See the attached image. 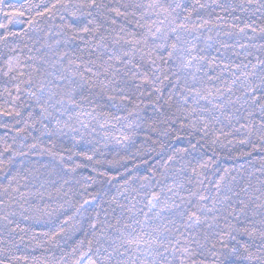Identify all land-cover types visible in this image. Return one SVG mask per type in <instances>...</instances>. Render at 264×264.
Here are the masks:
<instances>
[{
  "label": "snow or ice",
  "instance_id": "obj_1",
  "mask_svg": "<svg viewBox=\"0 0 264 264\" xmlns=\"http://www.w3.org/2000/svg\"><path fill=\"white\" fill-rule=\"evenodd\" d=\"M0 129V264H264V0H0Z\"/></svg>",
  "mask_w": 264,
  "mask_h": 264
},
{
  "label": "trees",
  "instance_id": "obj_2",
  "mask_svg": "<svg viewBox=\"0 0 264 264\" xmlns=\"http://www.w3.org/2000/svg\"><path fill=\"white\" fill-rule=\"evenodd\" d=\"M3 132L4 130L3 129H0V135H3ZM29 142H31V140H29ZM31 160H36V159H42V160H47L48 157H36V156H31L30 157ZM237 163H242V161H238ZM226 166H230V162L226 163ZM24 223H28V222H22L21 223V226L23 227L24 226ZM75 238H79V236L77 235ZM74 242V240H69L67 242L65 241H61V245L60 247H64L65 250H67V247L70 246V244ZM28 243V240H27V235L25 236V244ZM34 244V242H32ZM25 244H21L20 245V251L23 252L24 254L26 255H29V256H40L41 254L43 255H48V253L44 252V249L43 248H35V247H32V246H28V247H25ZM50 251L53 255L55 256H59L61 253H60V248H51L50 247Z\"/></svg>",
  "mask_w": 264,
  "mask_h": 264
}]
</instances>
